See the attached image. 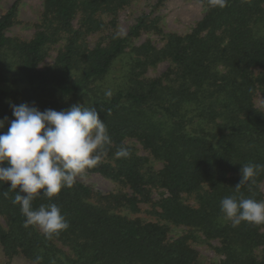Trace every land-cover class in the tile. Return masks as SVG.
Wrapping results in <instances>:
<instances>
[{
    "label": "trees",
    "instance_id": "trees-1",
    "mask_svg": "<svg viewBox=\"0 0 264 264\" xmlns=\"http://www.w3.org/2000/svg\"><path fill=\"white\" fill-rule=\"evenodd\" d=\"M128 2L42 0L30 40L5 35L16 22V5L0 17L3 131L14 119L13 104L40 111L94 107L112 143L88 173L117 185L101 194L76 180L52 201L38 196L34 209L54 202L69 223L46 238L24 226L12 202L16 191L0 183L4 256L32 264L37 256L40 264H202L190 244L203 237L219 245L223 260L212 264H264V224L234 227L220 211L226 196L263 200L264 169L239 192L234 188L241 166L264 165V112L255 105L264 99V0H225L223 7L202 0L203 17L184 35L163 34L158 20L145 15L125 35L111 33L90 46V36L115 27L105 18ZM152 31L162 36L161 48L134 44ZM59 43L54 63L40 69ZM161 62L168 68L148 77ZM119 147L126 157H115ZM154 190L161 192L156 201ZM141 205L156 219L140 217ZM172 227L186 231L170 238Z\"/></svg>",
    "mask_w": 264,
    "mask_h": 264
},
{
    "label": "clouds",
    "instance_id": "clouds-1",
    "mask_svg": "<svg viewBox=\"0 0 264 264\" xmlns=\"http://www.w3.org/2000/svg\"><path fill=\"white\" fill-rule=\"evenodd\" d=\"M223 7L225 0H210ZM107 96L111 92L106 93ZM14 119L7 131L0 120V183H9L16 191L12 202L20 206L25 227L39 229L46 238L68 229L69 223L54 203L33 208L38 197L54 200L62 189L71 188L77 178L95 168L107 154L111 138L100 113L94 108L75 104L67 110L40 111L27 103L11 105ZM116 158L128 150L119 147ZM264 165L248 163L240 168L241 180L234 188L250 182ZM7 194V193H6ZM223 217L236 227L241 223L264 224V200L226 196L220 201ZM37 256L33 264H40Z\"/></svg>",
    "mask_w": 264,
    "mask_h": 264
},
{
    "label": "rangeland",
    "instance_id": "rangeland-1",
    "mask_svg": "<svg viewBox=\"0 0 264 264\" xmlns=\"http://www.w3.org/2000/svg\"><path fill=\"white\" fill-rule=\"evenodd\" d=\"M202 0H129L128 4L119 9L116 15L105 18V23L114 21L115 27L112 28L107 24V30L103 33H97L88 38L90 46L96 44L99 40L105 38L111 33L118 35H125L129 29L136 24L137 20L143 16H148L150 19H157L158 28L163 34L174 33L184 35L188 33L195 23L199 21L204 13ZM13 5H16V22L5 33L8 37H17L23 40H30L41 20L42 15V0H0V17L3 16ZM76 26V20L74 21ZM145 41L151 42L156 48H161L164 40L161 35L152 32H141L136 37L134 44L140 45ZM63 43L51 46L48 56L40 69L50 66L54 63L57 52L61 49ZM168 68V63L161 62L147 71V76L150 78L159 77ZM255 105L264 112V99L258 97L255 100ZM140 149L139 146H137ZM141 155H145L140 151ZM156 169H160L161 165L156 163ZM78 181L90 187L95 192L107 194L116 190V184L102 177L97 173H88L81 175L77 178ZM261 192L263 193L264 200V181L261 184ZM159 190L152 192V199L156 201L159 197ZM142 212L140 217L155 220L156 217L149 213V207L141 205ZM186 229L183 227H172L169 233L170 238H177L185 233ZM198 235V234H197ZM192 248L198 253L199 262L202 264L219 263L223 257L215 252V248L219 245L216 241L205 242L201 237L197 241L190 244ZM0 264H32L26 261L23 257L16 256L11 260L7 259L0 247Z\"/></svg>",
    "mask_w": 264,
    "mask_h": 264
}]
</instances>
